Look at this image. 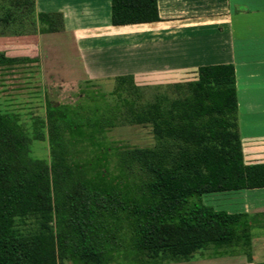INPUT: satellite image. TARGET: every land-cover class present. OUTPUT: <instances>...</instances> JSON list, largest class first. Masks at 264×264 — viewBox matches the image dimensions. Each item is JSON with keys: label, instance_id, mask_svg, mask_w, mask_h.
<instances>
[{"label": "trees", "instance_id": "1", "mask_svg": "<svg viewBox=\"0 0 264 264\" xmlns=\"http://www.w3.org/2000/svg\"><path fill=\"white\" fill-rule=\"evenodd\" d=\"M9 1L32 17L33 0ZM158 19L156 0L110 1L113 25ZM37 20L46 25L40 31L62 27L58 13ZM18 61L0 54V65ZM113 80L110 98L85 85L72 104L45 102L48 163L28 155L18 114L0 111V264H106L126 246L135 264H162L208 248H249L257 219L201 201L205 193L264 187V162L243 161L233 64L198 66L193 79L167 85L170 95L149 97L151 86L130 75ZM121 122L150 125L158 145L118 152L104 139ZM80 145L96 154L80 160ZM28 213L38 215L42 229L19 234L13 221ZM120 213L125 245L117 235Z\"/></svg>", "mask_w": 264, "mask_h": 264}, {"label": "crops", "instance_id": "2", "mask_svg": "<svg viewBox=\"0 0 264 264\" xmlns=\"http://www.w3.org/2000/svg\"><path fill=\"white\" fill-rule=\"evenodd\" d=\"M110 1L33 0L27 18L13 1L0 0V54L19 60L0 65V73L19 71L36 81L24 102L0 81V111L19 114L16 108L32 110L37 104L44 110L55 87L121 75L132 76L137 85L176 83L193 79L198 66L231 63L243 161L264 162V0H156L158 20L120 25L110 21ZM39 13L60 14L62 27L40 31L46 25L38 22ZM216 202L214 209L264 219V198ZM259 221L250 230L249 248L203 251L196 264L264 262Z\"/></svg>", "mask_w": 264, "mask_h": 264}, {"label": "rangeland", "instance_id": "3", "mask_svg": "<svg viewBox=\"0 0 264 264\" xmlns=\"http://www.w3.org/2000/svg\"><path fill=\"white\" fill-rule=\"evenodd\" d=\"M26 74H22L19 71H12L8 74V76L2 75L0 73V81H7L3 84L11 85V89L13 93L16 95V99L20 102H24L26 92L31 93L33 88H35V79L31 80V77ZM29 78V79H28ZM192 77H188L187 80L181 81H189ZM27 79V80H26ZM172 83H163V84H155L148 85L151 86L150 89L145 91V94L149 97H152L155 94H168L170 95L174 92L173 87H168L167 85ZM85 85L93 86L100 89L104 92L107 98H110V91L113 89L114 80H98V81H89V82H81L74 86H65V87H55V89H51L49 94V99H51L52 103H74L78 99L79 88ZM158 87V88H155ZM27 89V90H26ZM16 91V92H15ZM30 98V97H29ZM19 109V114L17 117V123L23 128V131L30 138L27 144L28 155L34 159H42L45 162L50 161V147L48 144V138L46 133V128L41 125L43 120V108L41 105L37 104L32 107V110L24 109V108H16ZM106 142L109 143L111 147L118 148V152L122 151H132V150H144V149H153L158 144L156 139L154 138L151 126L148 124H129V123H120L115 127L108 129L105 133ZM78 158L80 160H86L89 156L96 154L91 152L92 148H89L87 145L79 146ZM94 151V150H92ZM121 151V152H122ZM116 153V152H115ZM93 157V156H92ZM119 160L115 157H112V161L109 164L113 174H116L119 169ZM264 190V189H263ZM218 198H264V191H251L248 189H240V190H232V191H222V192H210L205 193L201 196V201L204 204L212 206V203L218 204L216 201ZM213 207V206H212ZM214 208V207H213ZM121 221H117L120 229L118 230V239L125 245L126 244V223L123 219L121 213L118 215ZM116 220V219H115ZM257 220L256 223H258ZM263 228H264V219ZM259 221V222H262ZM40 218L36 213H28L23 216L16 217L13 221V228L15 231L22 235L36 233L42 228L39 227ZM51 227H53V223H51ZM260 224L256 226L259 227ZM127 249V246H126ZM120 252H113L112 257L109 258V261L106 264H129V260L135 264L133 261V257L129 254V249ZM210 248L206 249L205 253H210ZM196 256L189 261L185 262H164L162 264H196ZM131 263V264H132ZM57 264H77L73 261L58 259Z\"/></svg>", "mask_w": 264, "mask_h": 264}]
</instances>
